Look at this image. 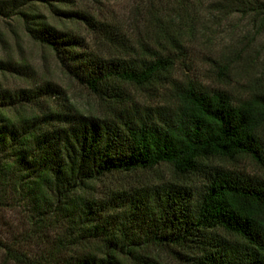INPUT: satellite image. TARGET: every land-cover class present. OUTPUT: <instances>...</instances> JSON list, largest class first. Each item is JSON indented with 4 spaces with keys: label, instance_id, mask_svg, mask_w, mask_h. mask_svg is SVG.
Here are the masks:
<instances>
[{
    "label": "trees",
    "instance_id": "trees-1",
    "mask_svg": "<svg viewBox=\"0 0 264 264\" xmlns=\"http://www.w3.org/2000/svg\"><path fill=\"white\" fill-rule=\"evenodd\" d=\"M76 1L0 0V16H19L99 105L58 103L66 92L51 81L13 89L0 79L4 264H264V89L242 95L188 74L212 22L264 23V0H142L140 33ZM21 67L0 58V72ZM130 86L160 103L133 101ZM163 166L171 178L126 179ZM18 210L22 224L9 215Z\"/></svg>",
    "mask_w": 264,
    "mask_h": 264
},
{
    "label": "rangeland",
    "instance_id": "rangeland-1",
    "mask_svg": "<svg viewBox=\"0 0 264 264\" xmlns=\"http://www.w3.org/2000/svg\"><path fill=\"white\" fill-rule=\"evenodd\" d=\"M76 4L79 7H88L99 17L114 22L122 32L140 33L146 29L145 18L142 16L146 10L143 9L142 0H100L99 2L77 0ZM41 10L44 15L56 22L48 9L41 7ZM80 28L94 50L101 48L103 52H108L106 48L100 46L99 37L89 33L83 25ZM206 31L209 38L202 35L189 53L190 62L193 64L191 72H188L190 77L207 87H227L242 95L254 85L264 89V23L257 22L249 16L237 15L212 22ZM236 50L238 54L234 53ZM0 58L22 66V72L18 74L0 72V79L4 85L17 89L51 81L63 87L66 92L67 100H58V103L66 104L69 108L75 106L85 112L96 111L99 108L98 99L68 75L55 53L30 37L19 16H0ZM215 60L221 63L232 61L231 67L229 70H220ZM184 72L179 69L177 77H185ZM128 91L133 101L143 106H155L161 101L157 91L143 90L135 86H130ZM244 165L251 172L257 170L249 159L243 161L242 166ZM133 174L144 175H133L126 179L135 182L141 178L148 180L157 176L171 178L173 173L170 168L163 166L156 172ZM120 181L124 182L109 179L105 185L115 187L120 185ZM105 185L101 184V187ZM9 215L16 223L22 224L24 216L20 210ZM0 264H4L1 251Z\"/></svg>",
    "mask_w": 264,
    "mask_h": 264
}]
</instances>
